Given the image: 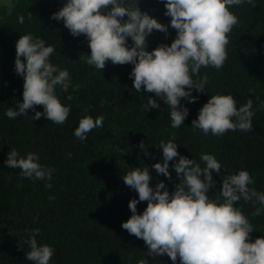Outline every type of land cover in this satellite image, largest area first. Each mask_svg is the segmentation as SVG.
I'll return each instance as SVG.
<instances>
[{
    "label": "trees",
    "instance_id": "trees-1",
    "mask_svg": "<svg viewBox=\"0 0 264 264\" xmlns=\"http://www.w3.org/2000/svg\"><path fill=\"white\" fill-rule=\"evenodd\" d=\"M65 3L15 0L9 12L0 10V264H33L26 260L28 245L21 247V240L29 239L33 229L40 231L38 245L54 249L50 264H138L141 259L148 264H173L167 255L148 257L144 241L121 227L132 215L129 201L138 200V193L122 179L136 167H149L153 178L150 186L162 181L173 192L179 180L172 162L171 180L151 166L162 162L160 141L167 143L174 133L180 155L195 159L201 168L205 167L202 153L213 155L221 163L220 174L213 172L216 188L209 190L210 199L219 197L225 176L240 170L248 171L255 180L249 188L264 192V108L260 107L264 102V0H254L255 7L245 3L230 8L239 25L229 34L228 58L219 71L201 69L200 75L207 73L210 80L207 92L193 90L196 103L181 101L189 115L178 129L171 127L169 106L162 101H158L159 109L145 111L147 99L155 97L135 92L130 77L133 65H113L109 61L101 72L79 60L81 54L90 55L86 38L73 37L62 21L51 19ZM138 6L158 22L170 25L171 18L164 15L166 9L160 0H140ZM28 34L43 39L46 46H54L50 62L70 74L72 86L68 91L56 88L62 105L71 109L62 125L44 117L33 120L35 113L31 110L28 116L16 119L6 116L10 107L18 110V103L23 102V79L14 69L15 44L20 36ZM175 37L176 31L170 26L167 37L154 31L147 38V50L160 44L170 46ZM128 43L131 45L130 40ZM218 94L232 95L237 108L253 100V131H229L218 138L191 130L199 110L210 96ZM36 111L43 112V107ZM85 115L93 119L102 115L104 122L81 142L73 133ZM12 148L24 157L37 154L41 165L55 169L52 180L23 178L19 169L7 168L4 161ZM146 151L148 156L144 155ZM46 183L52 187L46 188ZM49 196L55 199L50 201ZM235 206L254 227L251 242L264 237V212L253 217V205L243 200ZM146 207L147 202L139 203L137 213L142 214Z\"/></svg>",
    "mask_w": 264,
    "mask_h": 264
},
{
    "label": "clouds",
    "instance_id": "clouds-1",
    "mask_svg": "<svg viewBox=\"0 0 264 264\" xmlns=\"http://www.w3.org/2000/svg\"><path fill=\"white\" fill-rule=\"evenodd\" d=\"M139 2L66 0L51 19L62 21L73 37L86 38L90 55L81 54L79 60L89 66L103 72L109 61L113 65H133L130 77L135 92L143 91L155 97L147 99L145 111L159 109L158 101H162L169 106L171 127L178 129L189 115V109L182 106L181 101L196 103L192 91L207 92L210 80L207 73L200 75L201 69L212 67L219 71L228 58L229 34L239 25L238 17L230 8L245 3L256 5L254 0H160L166 9L164 15L171 18L170 25H165L142 12ZM19 22L23 23V17ZM169 26L176 31L170 46L160 44L148 51L147 38L154 31L167 37ZM15 49L14 69L23 79V102L18 101V110L10 107L6 116L16 119L28 116L31 110L35 113L33 120L44 117L56 125L64 124L71 109L62 105L56 88L59 86L67 92L72 85L68 70H61L50 62L54 46H46L43 39L28 34L20 36ZM39 106L43 107V112L36 111ZM260 107L264 108V102ZM252 109V99L237 108L232 95L210 96L199 110L198 118L192 121L191 130L218 138L229 131H253L255 113ZM103 122L102 115L95 119L85 115L73 134L77 140L86 141L88 133L102 128ZM175 139L173 133L167 143L160 141L162 162L151 166L157 174L171 180L169 162H172L179 180L175 190L170 193L162 181L155 187L150 186L153 178L149 167L129 171L122 180L138 193V200L129 201L132 215L121 227L144 241L148 257L167 255L173 264L177 260L179 264H264V237L251 242L254 227L242 209L235 206L241 200L251 203L254 207L251 215L260 216L264 212V192L249 188L255 180L248 171L240 170L225 176L219 197L210 199L209 190L216 188L213 172L220 174L221 163L213 155L202 153L200 159L205 167L201 168L195 159L180 155ZM144 146L141 142L139 147L143 150ZM144 155L148 156V151ZM39 159L35 153L24 157L12 148L4 164L9 169H19L23 178L51 181L55 169L41 165ZM45 187L50 189L52 184L46 183ZM141 202H147V207L138 214L137 205ZM38 235L39 229H33L29 239L21 240V247L28 245L26 260L33 264H50L54 249L38 245ZM138 264L148 262L141 259Z\"/></svg>",
    "mask_w": 264,
    "mask_h": 264
},
{
    "label": "rangeland",
    "instance_id": "rangeland-1",
    "mask_svg": "<svg viewBox=\"0 0 264 264\" xmlns=\"http://www.w3.org/2000/svg\"><path fill=\"white\" fill-rule=\"evenodd\" d=\"M15 0H0V10L5 11L6 13L9 12L13 5Z\"/></svg>",
    "mask_w": 264,
    "mask_h": 264
}]
</instances>
